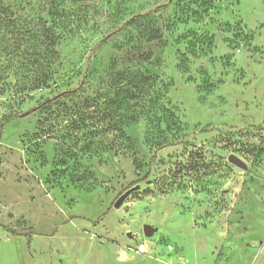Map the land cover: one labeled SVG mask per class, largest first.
I'll return each instance as SVG.
<instances>
[{
  "label": "rangeland",
  "instance_id": "1",
  "mask_svg": "<svg viewBox=\"0 0 264 264\" xmlns=\"http://www.w3.org/2000/svg\"><path fill=\"white\" fill-rule=\"evenodd\" d=\"M15 113L0 264H264V0H0Z\"/></svg>",
  "mask_w": 264,
  "mask_h": 264
},
{
  "label": "water",
  "instance_id": "2",
  "mask_svg": "<svg viewBox=\"0 0 264 264\" xmlns=\"http://www.w3.org/2000/svg\"><path fill=\"white\" fill-rule=\"evenodd\" d=\"M228 160H229V162L235 164V165L238 166V167H241V168H243V169H246V168H247V167H246V164H245L241 159H239L238 157H236V156L233 155V154L229 156ZM123 200H124V197L121 198V199L115 204V207H119V206L121 205V203L123 202ZM153 232H154V229H153L151 226H149V225L144 226V233H145V235H147V236H151V235L153 234Z\"/></svg>",
  "mask_w": 264,
  "mask_h": 264
},
{
  "label": "trees",
  "instance_id": "3",
  "mask_svg": "<svg viewBox=\"0 0 264 264\" xmlns=\"http://www.w3.org/2000/svg\"><path fill=\"white\" fill-rule=\"evenodd\" d=\"M170 1H174V0H170ZM163 6H165V5H161V6H159L158 8H162ZM158 8H157V9H158ZM153 11H154V10H153ZM153 11H150V12L146 13L145 15L150 14V13L153 12ZM138 16H139V15H138ZM104 40H107V37L104 38L102 42H104ZM102 42H101V43H100V44L94 49L92 55H90L89 63H91V60H92L93 55H94L95 52L99 49V47L101 46ZM12 116H15V117H16V116H20V115H17V114L15 113V114H9V115H5V116H3V117H2V120H1V123H0V133H1V130H2V127H3L4 122L7 121V120H8L10 117H12ZM13 235H15V233H13Z\"/></svg>",
  "mask_w": 264,
  "mask_h": 264
}]
</instances>
